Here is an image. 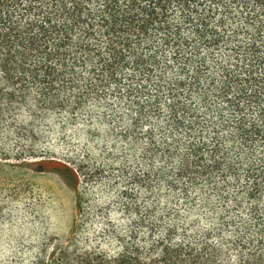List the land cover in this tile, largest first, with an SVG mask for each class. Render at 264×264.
I'll return each instance as SVG.
<instances>
[{"label": "trees", "instance_id": "trees-1", "mask_svg": "<svg viewBox=\"0 0 264 264\" xmlns=\"http://www.w3.org/2000/svg\"><path fill=\"white\" fill-rule=\"evenodd\" d=\"M237 15L240 20L234 19ZM225 44L228 55L220 65L222 76L211 78L210 89L196 91L191 98L204 103L205 96L218 93L235 116L233 132L226 136V146L220 145L219 135L211 144L195 132L197 140L180 151L172 176L186 181L180 190L186 196L191 187L212 184L213 176L223 171L236 177L243 169V196L253 200L252 229L243 227L242 236L234 239L207 228L191 231L168 204L152 197V190L151 196L140 198L126 188L117 206L126 221L124 228L108 225L99 238L112 251L85 242L87 247L65 249L57 256L39 254L30 264H264V222L256 204L264 191V0H0L1 118L14 108L80 106L81 99L69 103L60 97L98 93L123 78L142 77V84L128 90L135 94L131 107L136 119L125 136L135 135L140 121L160 107L171 111L173 130L184 127L192 134V125L202 121L190 102L176 97L163 102L159 95L161 90L175 96L173 87L184 86L183 78L166 83H150L149 78L160 68L165 52L180 61L184 53V67L192 68L195 89L205 65L203 52ZM163 65L169 68L168 63ZM147 85L157 94L151 95ZM30 90L36 92L34 102L28 97ZM243 101L247 107L242 108ZM179 111L189 115L188 122L181 121ZM258 145H263L260 165L254 161ZM163 150L170 160L172 148L165 144ZM152 173L147 172L148 179ZM131 182L137 184V176ZM167 183L174 188L173 180Z\"/></svg>", "mask_w": 264, "mask_h": 264}, {"label": "rangeland", "instance_id": "rangeland-1", "mask_svg": "<svg viewBox=\"0 0 264 264\" xmlns=\"http://www.w3.org/2000/svg\"><path fill=\"white\" fill-rule=\"evenodd\" d=\"M237 24H230L229 29ZM227 46L203 52L205 65L200 67L201 79L195 89L192 68L184 67V53L180 61L165 52L159 60L160 68L149 78L150 83L183 78L184 86L173 87L175 96L161 90L158 94L163 102H172L175 97L179 102H190L202 121L192 125V134L184 127L179 132L173 130L171 111L160 107L148 113L149 119L140 121L133 132L136 136H125L136 119L131 107L135 94L128 90L142 84V77L123 78L117 86L98 93L79 91V95L60 97L69 103L81 99L80 106L14 108L0 117V264H30L39 254L57 256L65 249L73 251L86 244L112 251L108 243L100 244L99 238L108 225L124 228L126 221L117 206L126 188L140 198L151 196L152 190V197L168 204L191 231L207 228L234 239L242 236L243 227L252 229L253 200L243 196V169L236 171V177L231 171H223L220 177L213 176L212 184L191 187L186 196L180 192L186 181L172 176L179 165L180 151L197 140L195 132H201L203 140L211 144L219 135L221 146H226V136L233 132L235 116L216 97L218 93L205 96L204 103L191 98L196 91L210 89L211 78L220 79V65L227 62ZM166 63L168 69L163 65ZM145 88L151 95L157 94L149 85ZM35 94L30 90L32 102ZM242 104V108L247 107V102ZM179 114L181 121L188 122L187 113ZM165 144L172 148L170 160L163 150ZM262 146L256 148L257 164ZM150 169L154 174L148 179ZM161 171L167 175L157 178L155 174ZM224 175L231 177L224 180ZM132 176H137V184L131 182ZM168 180L174 181V188L169 187ZM256 204L258 217L264 222V191Z\"/></svg>", "mask_w": 264, "mask_h": 264}]
</instances>
